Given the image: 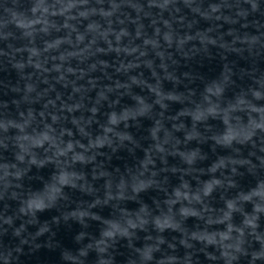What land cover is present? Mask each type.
Wrapping results in <instances>:
<instances>
[{
    "label": "water",
    "instance_id": "obj_1",
    "mask_svg": "<svg viewBox=\"0 0 264 264\" xmlns=\"http://www.w3.org/2000/svg\"><path fill=\"white\" fill-rule=\"evenodd\" d=\"M264 264V0H0V264Z\"/></svg>",
    "mask_w": 264,
    "mask_h": 264
},
{
    "label": "clouds",
    "instance_id": "obj_2",
    "mask_svg": "<svg viewBox=\"0 0 264 264\" xmlns=\"http://www.w3.org/2000/svg\"><path fill=\"white\" fill-rule=\"evenodd\" d=\"M4 264H11V255L6 254L3 256Z\"/></svg>",
    "mask_w": 264,
    "mask_h": 264
}]
</instances>
